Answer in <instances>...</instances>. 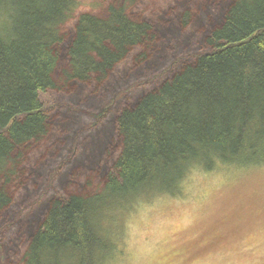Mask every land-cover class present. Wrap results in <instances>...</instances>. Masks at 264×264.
I'll use <instances>...</instances> for the list:
<instances>
[{
    "label": "trees",
    "instance_id": "trees-1",
    "mask_svg": "<svg viewBox=\"0 0 264 264\" xmlns=\"http://www.w3.org/2000/svg\"><path fill=\"white\" fill-rule=\"evenodd\" d=\"M220 165L264 167V0H0V264H109Z\"/></svg>",
    "mask_w": 264,
    "mask_h": 264
},
{
    "label": "rangeland",
    "instance_id": "rangeland-1",
    "mask_svg": "<svg viewBox=\"0 0 264 264\" xmlns=\"http://www.w3.org/2000/svg\"><path fill=\"white\" fill-rule=\"evenodd\" d=\"M108 2L80 0L81 11L103 12ZM100 120L84 118L83 132ZM180 192L117 217L118 253L109 264H264V167L195 168Z\"/></svg>",
    "mask_w": 264,
    "mask_h": 264
}]
</instances>
